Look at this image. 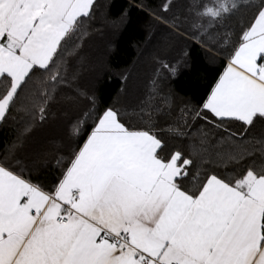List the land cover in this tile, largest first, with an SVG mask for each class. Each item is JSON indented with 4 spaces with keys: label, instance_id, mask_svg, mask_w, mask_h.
Returning <instances> with one entry per match:
<instances>
[{
    "label": "snow or ice",
    "instance_id": "6c2138e0",
    "mask_svg": "<svg viewBox=\"0 0 264 264\" xmlns=\"http://www.w3.org/2000/svg\"><path fill=\"white\" fill-rule=\"evenodd\" d=\"M95 3L0 0V123L13 111L42 122L57 90L71 89L64 54ZM241 6L193 0L192 27L215 26ZM170 8L166 0L163 10ZM226 47L227 64L206 99L181 118L235 138L225 124L246 133L264 122V0ZM171 69L162 62L157 72ZM89 116L70 135L79 137ZM154 129L105 108L48 190L0 157V264H264V165L201 177L192 154L166 152Z\"/></svg>",
    "mask_w": 264,
    "mask_h": 264
},
{
    "label": "trees",
    "instance_id": "16d2710c",
    "mask_svg": "<svg viewBox=\"0 0 264 264\" xmlns=\"http://www.w3.org/2000/svg\"><path fill=\"white\" fill-rule=\"evenodd\" d=\"M165 2L96 0L91 17L64 54L74 76L71 89L57 90L42 122L13 111L0 123V157L18 162L26 178L51 189L95 116L112 107L131 126L155 125L166 152L192 154L193 173L201 177L230 176L264 165V122L246 133L238 123L225 124L238 134L232 138L202 120L193 124L189 117L185 125L181 118V110H196L206 99L227 64L226 45L251 22L260 0H239L238 10L215 26L202 21L201 31L192 27L193 0H170V11L163 10ZM162 62L172 69L157 72ZM85 111L90 116L81 135H70ZM25 127L30 131L25 133ZM170 127L185 135L172 134ZM202 136L207 137L203 146ZM245 150L248 154L242 155Z\"/></svg>",
    "mask_w": 264,
    "mask_h": 264
}]
</instances>
